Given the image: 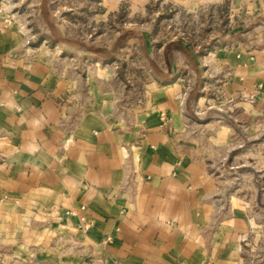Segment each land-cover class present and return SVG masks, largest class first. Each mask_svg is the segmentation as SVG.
<instances>
[{"label": "crops", "instance_id": "obj_1", "mask_svg": "<svg viewBox=\"0 0 264 264\" xmlns=\"http://www.w3.org/2000/svg\"><path fill=\"white\" fill-rule=\"evenodd\" d=\"M153 1L197 22L207 14L210 30L264 13V0H99L94 18L123 3L128 16L146 15ZM24 31L0 19V204L14 208L13 220H59L80 258L92 250L101 264H245L255 224L252 200L239 193L263 182L264 142L235 152L230 113L264 121V38L144 37V82L122 90L111 66L86 68L117 56L81 43L77 55L59 53L65 42L25 49ZM79 215L92 221L85 233ZM53 251L37 253L63 264Z\"/></svg>", "mask_w": 264, "mask_h": 264}, {"label": "rangeland", "instance_id": "obj_2", "mask_svg": "<svg viewBox=\"0 0 264 264\" xmlns=\"http://www.w3.org/2000/svg\"><path fill=\"white\" fill-rule=\"evenodd\" d=\"M98 2L99 0H0V19L9 23L16 22L25 29L23 41L25 49L43 45L53 50L60 42H65L69 45L65 48L66 50L61 49L59 53L64 51L66 55L67 53L77 55L78 45L82 44L84 45L82 47L96 48V53L105 54L107 57L117 56L116 60L105 62L102 66L96 65V61L92 60V64L86 63V68L93 70L111 66L119 77L117 86L122 90L138 89L144 82L142 78L137 80L141 68L136 61L141 53L137 42L141 43L142 35L158 40L183 37L187 43L194 44L210 37L221 36L223 32H226V44L240 41L248 46L257 44L260 37L264 38V13L249 14L244 23L238 22L237 19L229 23L226 19V30H223L217 20L210 30L205 22L208 18L207 14L201 16L197 22L191 12L180 11L172 5H163L159 10L157 1H153L149 7L150 12L146 15L128 16L127 6L123 3L117 12L108 15L104 20H99L94 18V14L99 11ZM63 11L68 12L64 14ZM157 11H159L158 14H156ZM201 18L204 21L202 25H199ZM45 38L48 39L44 42ZM130 40H135L133 46L128 44ZM112 41L114 45L110 46ZM231 46L232 44H229L226 47L232 48ZM259 87L258 85L257 88ZM247 100L253 101L250 97ZM230 115L238 122L237 124L234 122L236 129L234 144L237 145L235 152L264 142V121L259 123L262 125H259L238 112H231ZM261 119L264 117L261 116ZM232 163L226 159V167ZM239 183V180L234 181L235 188H241ZM257 183L259 187L257 186L256 189L244 190L243 188L242 192L237 190L238 193L240 191L241 196L244 193L246 198L252 200L248 209L251 211L255 224V232L247 241V245L243 247L245 264L264 263V179L262 183L260 180ZM1 199L0 197V202ZM5 212L11 216L15 214V210L10 205L0 204V264H52L53 262L47 260V256L37 253L46 247L53 248V252L57 254L55 261L63 264L68 262L101 264L102 259L95 256L92 250L87 251L86 255L80 258L75 244L67 240L63 232L57 231L62 229L56 227L59 223L62 225L61 221L56 219L48 221L41 218L33 220L30 215L24 216L20 222H17L12 216L7 217L8 214ZM78 229L85 233L89 228L83 230L78 223ZM2 230H5L7 234H4ZM16 231H21L22 236H15ZM107 237L102 242L111 240L110 236ZM70 245L74 251L73 255L68 251ZM66 255L71 259L73 257V260L65 259Z\"/></svg>", "mask_w": 264, "mask_h": 264}, {"label": "built area", "instance_id": "obj_3", "mask_svg": "<svg viewBox=\"0 0 264 264\" xmlns=\"http://www.w3.org/2000/svg\"><path fill=\"white\" fill-rule=\"evenodd\" d=\"M228 110H230V108H228ZM83 208V207H82ZM72 214V212H69V214ZM78 221H79V225L83 230H87L88 228H90V226L92 225V221L87 219L84 215H79L78 216ZM109 238V237H107Z\"/></svg>", "mask_w": 264, "mask_h": 264}, {"label": "trees", "instance_id": "obj_4", "mask_svg": "<svg viewBox=\"0 0 264 264\" xmlns=\"http://www.w3.org/2000/svg\"><path fill=\"white\" fill-rule=\"evenodd\" d=\"M144 40V36L142 35V38H140V42H142ZM78 47H79V45H78ZM90 50H93V51H95L96 52V48H94V47H91V46H89L88 47Z\"/></svg>", "mask_w": 264, "mask_h": 264}]
</instances>
